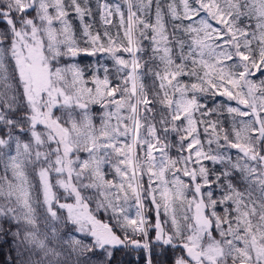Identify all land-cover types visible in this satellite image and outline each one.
<instances>
[{
	"label": "snow or ice",
	"instance_id": "snow-or-ice-1",
	"mask_svg": "<svg viewBox=\"0 0 264 264\" xmlns=\"http://www.w3.org/2000/svg\"><path fill=\"white\" fill-rule=\"evenodd\" d=\"M80 53L92 87L62 63ZM0 165L11 264H114L129 244L153 264L150 228L174 264H264V0H0ZM67 224L92 240L65 254Z\"/></svg>",
	"mask_w": 264,
	"mask_h": 264
},
{
	"label": "trees",
	"instance_id": "trees-1",
	"mask_svg": "<svg viewBox=\"0 0 264 264\" xmlns=\"http://www.w3.org/2000/svg\"><path fill=\"white\" fill-rule=\"evenodd\" d=\"M97 26H99V18L97 16ZM145 44H147V41H145ZM149 52L145 53V58L149 55ZM76 63L79 65L81 69L84 71V79L86 81L87 87H92L91 76L93 74V68L97 66V57L89 56L86 53H80L74 60H62L63 64L68 63ZM101 65H107L111 67V61L107 59V57H103L100 59ZM102 75V70H101ZM150 79V78H149ZM186 79V78H185ZM206 103L211 108L215 105L223 106L224 104H228V102L224 97L217 96L215 98V101L213 103L212 100H207ZM231 104V103H230ZM90 111L93 114L94 117V123L97 125L100 121V116L102 113V109L100 108L99 104H92L89 106ZM58 114V113H57ZM213 118H216V114H213ZM219 120L221 124H223L226 128L231 127L232 117L229 116L226 109L222 111V113L219 115ZM173 140H175V137H173ZM236 150H232L233 154H235ZM86 153H81V156H85ZM173 155H175V152L173 151ZM210 165V162H206ZM211 166V165H210ZM219 168V166H217ZM112 176L108 175L106 176V179H111ZM187 179V178H185ZM54 182V180H53ZM54 191H58L59 193H62V190L54 189ZM86 196L89 197V200L87 201L89 204L88 211L95 217L96 220H98L101 223L108 224L109 227H113L116 234L123 236V232L118 228L114 227L115 221L112 219V213L111 211L105 212L103 208L97 209V197L95 196V191L92 189L86 190L84 193ZM221 195L220 191L216 190V197L219 198ZM69 201V200H68ZM63 202V199H62ZM146 208L151 209L152 206L149 201H145ZM64 212V215L66 216V210H61ZM222 211V209H220ZM39 213L41 214V220L43 219V209L41 208L39 210ZM129 216L134 217L135 216V209L132 208L128 212ZM145 215L148 217L149 224H154L156 220L155 212L154 210L146 211ZM163 219V217H162ZM71 226V224H67L68 226ZM165 229L167 230L170 227V224H164L163 225ZM15 230V229H13ZM67 230V229H66ZM131 234V233H130ZM137 239H140V236L136 237ZM92 238L89 237V241H91ZM148 240L153 246V264H172L173 259L175 260L180 253L177 252L176 249L170 248L169 246H156L155 241V230L150 228L148 233ZM15 248V245L12 241L11 236H5L2 240H0V264H11L10 256H14L15 252L13 249ZM146 251L144 249H137L132 245H128L127 247L121 246L118 249L115 250V260L114 264H145L146 259Z\"/></svg>",
	"mask_w": 264,
	"mask_h": 264
},
{
	"label": "rangeland",
	"instance_id": "rangeland-1",
	"mask_svg": "<svg viewBox=\"0 0 264 264\" xmlns=\"http://www.w3.org/2000/svg\"><path fill=\"white\" fill-rule=\"evenodd\" d=\"M230 103H231V106H233V107L236 106L235 101H232ZM86 155L82 156V157L86 158ZM0 171H2V165H0ZM67 202L68 203H74V200L69 199V201H67ZM40 227H41V230H44V228H45V225L43 223V219L41 220ZM57 227L59 228L60 243L56 244L55 246L57 247L58 251H61V252H64L65 254H67L71 250L70 249V242L72 240H75V239H83L85 243L90 242L89 237H91V236L86 237L84 233L77 231L76 227L74 225H71V226L69 225L68 227L67 226L61 227L60 225H57ZM170 248H172V247L169 246V249ZM177 252H179L180 255H182V253L179 250H177ZM73 256H74V254H73ZM174 261L175 260L173 259L172 264H174ZM69 264H71V261H69Z\"/></svg>",
	"mask_w": 264,
	"mask_h": 264
}]
</instances>
